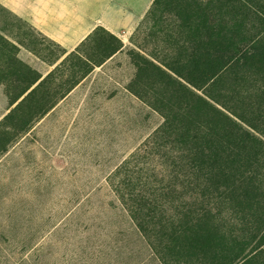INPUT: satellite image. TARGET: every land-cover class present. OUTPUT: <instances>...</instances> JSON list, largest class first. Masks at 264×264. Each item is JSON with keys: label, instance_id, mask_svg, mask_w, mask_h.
Returning a JSON list of instances; mask_svg holds the SVG:
<instances>
[{"label": "rangeland", "instance_id": "1", "mask_svg": "<svg viewBox=\"0 0 264 264\" xmlns=\"http://www.w3.org/2000/svg\"><path fill=\"white\" fill-rule=\"evenodd\" d=\"M20 2L0 0V264H264V0H154L70 54Z\"/></svg>", "mask_w": 264, "mask_h": 264}, {"label": "crops", "instance_id": "2", "mask_svg": "<svg viewBox=\"0 0 264 264\" xmlns=\"http://www.w3.org/2000/svg\"><path fill=\"white\" fill-rule=\"evenodd\" d=\"M154 0H21L18 6L9 4L14 11L36 32L52 43L60 46L67 54L76 52L96 27H101L111 34L125 37L138 24ZM118 51L99 67H94L92 74L109 71V65L119 58ZM117 68V67H116ZM86 81H80L78 86ZM75 90V89H74ZM73 90V91H74ZM68 95V94H67ZM60 98L49 111L51 118H68L70 112H62L57 107L72 102L69 96ZM71 96V95H70ZM57 108V109H56ZM49 116V115H48ZM60 116V117H59Z\"/></svg>", "mask_w": 264, "mask_h": 264}]
</instances>
